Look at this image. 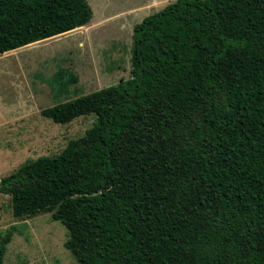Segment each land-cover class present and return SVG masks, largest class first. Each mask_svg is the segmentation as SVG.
Returning a JSON list of instances; mask_svg holds the SVG:
<instances>
[{
    "label": "trees",
    "instance_id": "trees-1",
    "mask_svg": "<svg viewBox=\"0 0 264 264\" xmlns=\"http://www.w3.org/2000/svg\"><path fill=\"white\" fill-rule=\"evenodd\" d=\"M92 16L88 0H0V54ZM41 113L96 118L0 192L17 217L52 212L80 264H264V0H171L134 26L128 79Z\"/></svg>",
    "mask_w": 264,
    "mask_h": 264
},
{
    "label": "rangeland",
    "instance_id": "rangeland-1",
    "mask_svg": "<svg viewBox=\"0 0 264 264\" xmlns=\"http://www.w3.org/2000/svg\"><path fill=\"white\" fill-rule=\"evenodd\" d=\"M91 21L70 31L0 54V179L24 162L60 153L85 134L95 113L59 123L43 108L131 75L134 26L169 0H88ZM68 89L56 97L50 78L60 73ZM12 233L5 264H80L65 246L67 227L52 212L17 217L10 194L0 192V238Z\"/></svg>",
    "mask_w": 264,
    "mask_h": 264
},
{
    "label": "crops",
    "instance_id": "crops-1",
    "mask_svg": "<svg viewBox=\"0 0 264 264\" xmlns=\"http://www.w3.org/2000/svg\"><path fill=\"white\" fill-rule=\"evenodd\" d=\"M171 0H169V2H170Z\"/></svg>",
    "mask_w": 264,
    "mask_h": 264
},
{
    "label": "bare ground",
    "instance_id": "bare-ground-1",
    "mask_svg": "<svg viewBox=\"0 0 264 264\" xmlns=\"http://www.w3.org/2000/svg\"><path fill=\"white\" fill-rule=\"evenodd\" d=\"M78 28V27H77Z\"/></svg>",
    "mask_w": 264,
    "mask_h": 264
}]
</instances>
